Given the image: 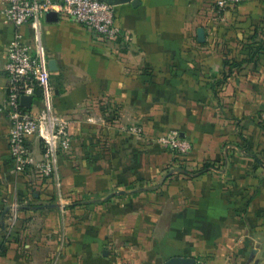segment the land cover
Segmentation results:
<instances>
[{
	"label": "crops",
	"instance_id": "0c3cea01",
	"mask_svg": "<svg viewBox=\"0 0 264 264\" xmlns=\"http://www.w3.org/2000/svg\"><path fill=\"white\" fill-rule=\"evenodd\" d=\"M109 1L132 33L118 45L67 16L40 24L72 139L55 174L15 171L0 74V264H264V48L250 58L264 0L221 12L212 0ZM20 30L34 42L32 24ZM16 31L0 17V69ZM132 124L149 137L176 129L192 150L131 138ZM28 145L41 156L37 135Z\"/></svg>",
	"mask_w": 264,
	"mask_h": 264
},
{
	"label": "built area",
	"instance_id": "2783aa9c",
	"mask_svg": "<svg viewBox=\"0 0 264 264\" xmlns=\"http://www.w3.org/2000/svg\"><path fill=\"white\" fill-rule=\"evenodd\" d=\"M217 12L234 9L246 0H212ZM54 11L67 16L90 31L97 39L118 45L132 33L117 22L115 3L109 0H0V17L13 24L17 31L6 47V62L0 74L6 73V98L2 105L10 120L8 146L16 172L35 168L50 176L56 173L55 158L60 150L71 149L68 121L54 109V90L49 81L50 67L41 43L40 24L45 13ZM34 26V42H27L20 27ZM39 90L41 109L35 112L21 104L22 96L36 97ZM129 132L145 133L140 126L128 127ZM37 135L43 151L36 157L28 145L29 137ZM160 148L178 154L192 150L190 140L179 131L170 130L152 137ZM193 264H212L205 257L194 258Z\"/></svg>",
	"mask_w": 264,
	"mask_h": 264
},
{
	"label": "water",
	"instance_id": "95a60500",
	"mask_svg": "<svg viewBox=\"0 0 264 264\" xmlns=\"http://www.w3.org/2000/svg\"><path fill=\"white\" fill-rule=\"evenodd\" d=\"M59 16L58 13L54 11H48L45 13L44 20L46 22H54L58 20ZM49 67L51 68V64L49 63ZM32 98L30 96H22L21 97V104L25 106H29L31 103ZM194 258L192 257H173L165 261L164 264H193Z\"/></svg>",
	"mask_w": 264,
	"mask_h": 264
},
{
	"label": "rangeland",
	"instance_id": "374dc122",
	"mask_svg": "<svg viewBox=\"0 0 264 264\" xmlns=\"http://www.w3.org/2000/svg\"><path fill=\"white\" fill-rule=\"evenodd\" d=\"M264 38L262 37V38H260V40H259V43L263 40ZM104 109V108H103ZM101 110V112L103 113L102 114V116H103V118L102 119H104L105 121H106V118H107V120L108 121H111V120H113V119H116V117H117V115H110V112H109V115H106L105 113H104V110ZM112 114V113H111ZM134 126H137L136 124H132V125H130L129 127H134ZM170 130H173V129H169V130H165V131H162V133H165V132H168V131H170ZM175 131H178V130H176V129H174ZM145 132V131H144ZM105 133L103 132V135H102V137H100L99 139L100 140H102V141H104L103 140V138H105V135H104ZM131 134L134 136V137H131V138H134V139H141V140H144V141H152V137H149L146 133H142V134H140V135H137V134H134L133 132H131ZM161 134V133H160ZM89 131H88V128L85 130V137H84V139L85 140H89ZM153 142V141H152ZM87 145V149H85V154H86V156L88 155V143L86 144ZM72 149V148H71ZM71 149H70V151H71ZM164 149V148H163ZM165 150H167L166 148H165ZM140 185H142V182H140L139 181V186ZM135 186H137V185H135Z\"/></svg>",
	"mask_w": 264,
	"mask_h": 264
},
{
	"label": "trees",
	"instance_id": "16d2710c",
	"mask_svg": "<svg viewBox=\"0 0 264 264\" xmlns=\"http://www.w3.org/2000/svg\"><path fill=\"white\" fill-rule=\"evenodd\" d=\"M263 37H264V31H263ZM264 48V39L259 43L256 47V49H254L250 55V58H253L256 54V52L260 49ZM232 64L233 63H227V66H229V68L227 70H231L232 69ZM40 96L39 95V91L36 90V97ZM214 165L212 164H204L199 170L196 171L197 174L203 173L205 171H208L211 167H213ZM186 170V169H185Z\"/></svg>",
	"mask_w": 264,
	"mask_h": 264
}]
</instances>
